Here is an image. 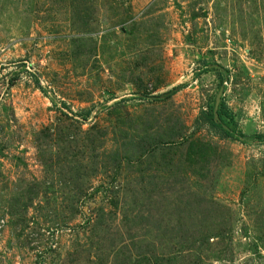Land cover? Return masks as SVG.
Listing matches in <instances>:
<instances>
[{
  "label": "rangeland",
  "instance_id": "obj_1",
  "mask_svg": "<svg viewBox=\"0 0 264 264\" xmlns=\"http://www.w3.org/2000/svg\"><path fill=\"white\" fill-rule=\"evenodd\" d=\"M0 264H264V0H0Z\"/></svg>",
  "mask_w": 264,
  "mask_h": 264
},
{
  "label": "trees",
  "instance_id": "obj_2",
  "mask_svg": "<svg viewBox=\"0 0 264 264\" xmlns=\"http://www.w3.org/2000/svg\"><path fill=\"white\" fill-rule=\"evenodd\" d=\"M218 78L220 80V76H218ZM181 88L182 87H179V88L173 90L172 92L166 94L163 98L164 99H169L171 96L175 95L177 93V91L179 89H181ZM154 100L157 101V100H160V98H155ZM86 115H88V113H86ZM202 118H203V120H205L206 122L211 124L212 123V119L214 118L213 111L211 110V112H208L207 114H203L202 113ZM220 128H221V126H220Z\"/></svg>",
  "mask_w": 264,
  "mask_h": 264
}]
</instances>
